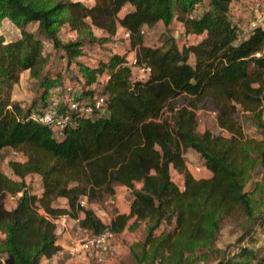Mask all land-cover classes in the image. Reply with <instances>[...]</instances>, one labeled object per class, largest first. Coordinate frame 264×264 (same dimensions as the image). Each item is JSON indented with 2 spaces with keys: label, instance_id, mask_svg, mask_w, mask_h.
<instances>
[{
  "label": "trees",
  "instance_id": "1",
  "mask_svg": "<svg viewBox=\"0 0 264 264\" xmlns=\"http://www.w3.org/2000/svg\"><path fill=\"white\" fill-rule=\"evenodd\" d=\"M253 1L0 0V28L6 19L18 29L13 38L0 31V158L4 148L21 156L8 160L13 177L0 170V264H42L56 254L62 216L92 234L118 235L142 222L143 238L130 243L135 264H195L210 254L214 264H264L255 247V231L264 228V18L241 35L231 17L233 5ZM159 24L165 30L146 42ZM176 24L187 37L181 46L165 32ZM63 27L75 36L63 40ZM119 28L128 32L125 51L111 44ZM45 42L76 66L83 95L105 97L103 113L73 118L57 138L32 118L63 80L47 68ZM104 47L97 63L78 61ZM138 64L149 67L146 76H136ZM24 70L39 82L37 107L12 98ZM203 108L216 113V123L199 132ZM239 111L262 129L260 139L244 135ZM189 149L207 176L189 170ZM32 175L38 192L25 181ZM120 187L131 193L127 212L113 207ZM8 195L15 198L10 208ZM97 205L112 208L108 221ZM225 219L238 230L230 250L216 246Z\"/></svg>",
  "mask_w": 264,
  "mask_h": 264
},
{
  "label": "rangeland",
  "instance_id": "2",
  "mask_svg": "<svg viewBox=\"0 0 264 264\" xmlns=\"http://www.w3.org/2000/svg\"><path fill=\"white\" fill-rule=\"evenodd\" d=\"M250 6L254 7V1L252 2ZM231 17L233 19V15H231ZM247 17L248 18L246 19V21L243 19L240 20V18L233 19L234 23H238L237 25L240 27L241 35H245L247 30L249 29V24H248L249 21L257 17L256 10H252V11L250 10V14ZM35 27L36 25L31 23L29 24L28 29L35 31ZM11 28L13 27L10 25V23L7 25L5 23L4 26L1 28L0 31L5 36V38H9V37H12L18 34V32L16 31L12 32ZM164 30L165 29L163 28V26L159 24L157 25L156 28L146 31L145 33L146 42L153 43L154 41L158 39L160 32H163ZM165 32H167V34L169 35L174 34L173 36L176 38L177 44L179 46H181L182 43L185 40H187V37L182 34L183 31L179 24L170 26L169 28H167ZM124 34H125L124 29L119 28L117 32V36H115L116 39L114 42H112L115 45L111 43L113 45L112 47L114 50H119L120 48H123V51H125L126 48L123 43V38L125 37ZM60 36L63 40L72 39L75 36V32L70 31L67 27H63L60 30ZM191 40L194 42L196 41L195 38H193L192 36H191ZM44 49L45 51L49 52L51 56L47 68H49L52 73H55V72L61 73V76L63 78V80L61 81V84L65 85L67 83H72L74 86L79 85V87L81 88L80 82L77 81V76L75 74L77 68L73 63L71 64L68 70L63 71V68L66 65V61H67L66 58L62 57L63 52L60 49L53 48V46L49 42L44 43ZM106 50H108L107 47H104V50H98L102 52H99L96 54H94V52L89 51L87 52V54H85L83 58H80L78 61H84V62L95 64L98 62L99 59L101 58L103 59L105 57ZM128 51H129L128 59L131 60L132 56L135 55V53L131 50H128ZM19 83L21 84L18 85L15 90V94H17L16 97L19 96L18 99H22L25 105L33 104L35 102L34 106L37 107L40 104L39 101L38 102L36 101V99L38 98L37 95L39 92V82L35 79L30 78V76L27 74H22V77ZM215 116H216V113L210 110L209 108L200 109L197 112V130L199 132H202L205 129L213 130L215 123H216ZM238 117H239L240 124H241L244 135L252 136L256 139H260L262 129L257 128L255 123L250 118L248 111L247 112L239 111ZM262 117L264 120V113ZM12 155L14 157L21 158V156L19 157L18 154L15 155V153L13 152L11 148H4L2 150V155L0 158L1 172L10 177H13V176L8 167V160L10 159V157H13ZM184 157H185V161H186V164L189 170L193 173L195 177H201V176L208 175V171L206 170L205 167H203L200 171L196 170V167L204 166L203 160L197 152L189 149L185 152ZM252 180L254 181L261 180V172L259 174H255ZM25 181L26 183H28L30 190L32 192H38L37 188H38L39 180L35 175L27 176L25 178ZM252 185H253V181L251 183H247L244 189L249 191ZM130 194L131 193L129 189L125 187L118 188L116 195L112 198L114 209L118 211L128 210V205L131 199ZM14 201H15V198H12L11 195H8V198L6 200V207L10 208L14 204ZM262 208L264 209V202L262 204ZM95 209L103 221H108L109 218L113 215V211L111 207L102 209L100 206L97 205L95 206ZM65 217L66 216L60 217L59 223H58L60 227L68 228L72 235L78 234L76 236H84L86 234H89L88 232L84 234L83 233L79 234V232L81 231L77 229L76 222L70 221L66 219ZM235 224H236L235 221H230L229 219H225L222 222V225L220 227V231L218 234V238L216 241V246L218 248L226 249V250H230L232 248V244L234 243L235 238L238 235V232H237L238 230ZM144 227H145L144 224L141 222L139 226L135 228L134 230H130L126 228L120 234L114 235L112 239V243L110 247L108 248L107 253L105 254V259L110 257L112 260L109 264H135V260L130 254V245H131L130 243L131 242L134 243L135 241H139L143 238ZM255 236L257 238L255 247L258 249V251L261 254H264V228H258L255 231ZM1 239H2V236L0 235V240ZM89 258H90L89 264H102V263H96L92 257H89ZM195 264H214V254L209 255L208 261H199V262H196Z\"/></svg>",
  "mask_w": 264,
  "mask_h": 264
},
{
  "label": "built area",
  "instance_id": "3",
  "mask_svg": "<svg viewBox=\"0 0 264 264\" xmlns=\"http://www.w3.org/2000/svg\"><path fill=\"white\" fill-rule=\"evenodd\" d=\"M253 10H256L257 17L249 21L250 29L254 28L256 23L264 18V0H254ZM124 31V38H126L128 37V32ZM129 63L132 65L136 64L135 55L132 56ZM149 71V67L144 64H138L134 67V73L137 77L146 76ZM104 98L103 94L95 90L83 95L79 85L74 86L72 83L61 84L50 90L48 102L45 106L35 111L32 118L34 121L48 126L53 136L57 138L62 136L64 129L74 122L73 118L103 113ZM13 152L15 155H20L17 151ZM203 167H196V170L200 171ZM178 187L180 190L184 189L182 179L179 180ZM80 202L84 204L85 199H81ZM113 237L114 234L108 230L100 234L89 233L84 236H73L67 248V253L69 256H75L80 252L90 253L96 263H104L105 254L112 243Z\"/></svg>",
  "mask_w": 264,
  "mask_h": 264
},
{
  "label": "crops",
  "instance_id": "4",
  "mask_svg": "<svg viewBox=\"0 0 264 264\" xmlns=\"http://www.w3.org/2000/svg\"><path fill=\"white\" fill-rule=\"evenodd\" d=\"M245 1H248V0H245ZM249 7H250V5H249ZM249 7H246L245 5L244 6L243 5H236V6L233 5V8H232L233 10L231 12V14L233 15V19H235V18L239 19L240 18V20L243 19L246 21V19L248 18L247 16L250 14V8ZM5 23H6V25L9 24V22L6 19H3L2 24H1V28L4 26ZM236 24H238V23H236ZM12 27H13V28H11L12 32H14V31L18 32V29L16 27H14V26H12ZM16 36H18V34L14 35L12 37H9V38H13ZM50 58H51V56H50ZM70 66H71V64L67 67V61H66V65L64 66L63 71L66 70L67 68L69 69ZM22 74L28 75V70H24L20 73L19 81L17 84H15V86L13 88V92H12V98L13 99H16V98L18 99V97H19V96L16 97L17 94H15V90H16L17 86L21 84L19 82L21 80ZM121 212H127V210H122ZM65 218L70 220V221L76 222V220H74L72 218H69V217H65ZM59 219H60V217L58 219H56L55 222L57 224V244L59 245L60 249L52 257L44 258L42 261V264H89V259H90L89 257H92L90 255V253L86 254L84 252H80L76 256H72V257H70L68 255L67 248H68L69 244L71 243L72 237L76 236L78 234L72 235L68 228L60 227V225L58 224ZM76 224H77V222H76ZM76 227L79 231H81V232H79V234L86 233V231L80 229L78 226H76ZM111 261L112 260L109 257V258L105 259L104 263H102V264H109Z\"/></svg>",
  "mask_w": 264,
  "mask_h": 264
}]
</instances>
